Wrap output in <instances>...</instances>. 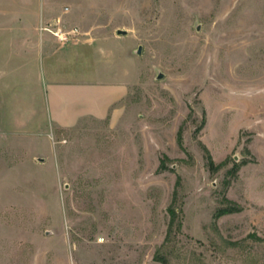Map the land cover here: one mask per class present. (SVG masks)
I'll list each match as a JSON object with an SVG mask.
<instances>
[{"label": "rangeland", "instance_id": "obj_1", "mask_svg": "<svg viewBox=\"0 0 264 264\" xmlns=\"http://www.w3.org/2000/svg\"><path fill=\"white\" fill-rule=\"evenodd\" d=\"M0 264H264V0H0Z\"/></svg>", "mask_w": 264, "mask_h": 264}, {"label": "trees", "instance_id": "obj_2", "mask_svg": "<svg viewBox=\"0 0 264 264\" xmlns=\"http://www.w3.org/2000/svg\"><path fill=\"white\" fill-rule=\"evenodd\" d=\"M235 210H237V209H235L234 207H232V208H220V209H218L216 215H222L225 213H230V212H233ZM169 216H170V221H169V225H168L166 235L170 234V231H171L170 226L172 225V221L174 220V218L176 216V212L174 209L169 208Z\"/></svg>", "mask_w": 264, "mask_h": 264}, {"label": "built area", "instance_id": "obj_3", "mask_svg": "<svg viewBox=\"0 0 264 264\" xmlns=\"http://www.w3.org/2000/svg\"><path fill=\"white\" fill-rule=\"evenodd\" d=\"M76 29H72L70 31L67 32H63L60 31L59 32H55V35L58 37V39H60L61 41H67L70 39V36L73 35L75 33Z\"/></svg>", "mask_w": 264, "mask_h": 264}, {"label": "water", "instance_id": "obj_4", "mask_svg": "<svg viewBox=\"0 0 264 264\" xmlns=\"http://www.w3.org/2000/svg\"><path fill=\"white\" fill-rule=\"evenodd\" d=\"M116 32H117L118 34H125V33H126V30H124V29H116ZM140 51H141V46L139 45V46L137 47L136 53L139 54ZM162 77H163V73L158 72L157 75H156V78H157V79H160V78H162Z\"/></svg>", "mask_w": 264, "mask_h": 264}]
</instances>
